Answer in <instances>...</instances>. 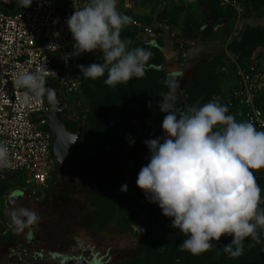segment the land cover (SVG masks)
<instances>
[{
  "label": "clouds",
  "instance_id": "obj_1",
  "mask_svg": "<svg viewBox=\"0 0 264 264\" xmlns=\"http://www.w3.org/2000/svg\"><path fill=\"white\" fill-rule=\"evenodd\" d=\"M22 3L29 7L31 0ZM118 5L119 0H85L66 19L74 41L66 57L102 53L103 63L77 67L85 79L96 80L107 73L104 83L110 87L143 77L152 55L145 48H130L121 38L134 21ZM16 82L25 89V104L42 96L57 102L56 90L47 87L39 73L21 71ZM159 108L165 113L163 136L144 141L148 163L138 173L137 187L171 220V227L187 237L179 250L199 255L212 250L213 241L230 236L222 251L239 258L245 241L250 246L259 244L264 234V207L260 206L264 198L254 175L264 170V131L251 122L237 121L227 105L214 100L184 111L165 102ZM133 144L129 138V146ZM11 166L9 147L0 141V169ZM121 191L127 192V183ZM39 221V213L29 208L10 213V226L17 234Z\"/></svg>",
  "mask_w": 264,
  "mask_h": 264
},
{
  "label": "trees",
  "instance_id": "obj_2",
  "mask_svg": "<svg viewBox=\"0 0 264 264\" xmlns=\"http://www.w3.org/2000/svg\"><path fill=\"white\" fill-rule=\"evenodd\" d=\"M235 1L240 3V14L231 6H221L219 0L201 1L205 22L195 25V29L182 30L184 39L199 38L204 41L215 35L213 30L216 26L223 25L216 35L227 39L222 53L201 66L193 82L184 89L187 109L197 101H200L199 106L213 101V97L220 93L219 79L224 75L221 68L227 63L225 49L237 55L239 63H244L250 59L257 46H264V28L250 27L247 22L240 31L229 35L238 18L251 20L264 17V0ZM0 10L4 9L0 7ZM127 15L132 17L130 13ZM139 19L147 24L145 19ZM154 32L156 33V29ZM121 38L129 42L130 48L141 47L152 53L145 75L115 87L104 83L107 73L105 77L96 80L83 79L80 93L87 99L88 108L75 122L63 119L71 132H75L80 125H83V132L88 126L91 127L95 133V155L112 166L108 173L96 166H88L85 170L87 180L98 185L93 190L94 225L102 229L111 223L124 232L131 231L134 225L141 226L144 237L138 243L139 257L120 264H264V234L261 235L259 244L251 242L250 246V241H245L244 254L236 259L222 251L223 245L231 242L230 236H222L219 242L213 241L212 250L193 255L179 250V244L187 237L171 227V220L162 215L158 205L150 203L141 190L138 204L129 199L126 192L121 191L125 183L128 185L136 182L142 158L148 162L149 150L137 134V126L149 125L151 110L155 109L168 90L167 74L164 68L159 70L164 63L160 40L140 42L135 40L134 33L130 31H122ZM77 59L78 65H88L81 57ZM75 70L79 71L77 66ZM230 70L234 71V67ZM228 99L227 95L226 102ZM256 105L264 112V92L257 98ZM129 138L134 141L132 146H129ZM81 147L82 143L75 149V155L82 156ZM125 151L128 152L126 158L121 155ZM57 167L60 165L56 162L55 170ZM255 177L264 198V175L262 173ZM6 190V185L0 183V196ZM113 190H119V193L110 195ZM260 206L264 207V203Z\"/></svg>",
  "mask_w": 264,
  "mask_h": 264
},
{
  "label": "built area",
  "instance_id": "obj_3",
  "mask_svg": "<svg viewBox=\"0 0 264 264\" xmlns=\"http://www.w3.org/2000/svg\"><path fill=\"white\" fill-rule=\"evenodd\" d=\"M84 3L85 0H32L29 7L0 10V141L7 143L12 160V166L0 169V173L20 174L23 190L33 196L47 188L56 165L47 119L51 102L42 96L29 104L23 103L25 89L17 84V74L21 71L41 74L58 97L80 93L85 78L75 70L77 57H66L74 44L66 19ZM219 3L233 7L239 14L242 11L235 0ZM118 7L124 14L130 13L134 21L123 31L134 33L135 40L140 42L154 41L157 33L134 13L136 1L119 0ZM57 32L59 37L54 35ZM224 52L226 66L234 67V71L230 70L229 99L225 103L229 114L264 131V112L256 105L264 92V73L252 57L239 63L237 55L226 49ZM102 55L97 52L80 57L90 65L103 63Z\"/></svg>",
  "mask_w": 264,
  "mask_h": 264
},
{
  "label": "rangeland",
  "instance_id": "obj_4",
  "mask_svg": "<svg viewBox=\"0 0 264 264\" xmlns=\"http://www.w3.org/2000/svg\"><path fill=\"white\" fill-rule=\"evenodd\" d=\"M11 1L15 10L26 7L22 3V0ZM120 1L122 2V0ZM134 1L139 2L138 5L144 8V13L150 12V16H144L146 23L156 29L159 37L167 35L175 41L177 37L175 33L176 29L179 32L183 29H195V25H202L205 22L204 13L200 8L202 6L201 1L203 0ZM246 22L250 27L264 28V17L251 20L238 18L233 26L232 33L229 35L240 31ZM222 27L223 25L214 28L213 32L215 35ZM216 37L218 39H215ZM216 37L213 40L217 45L212 46L209 43H205L194 46L193 49H191L193 46L189 44H184L182 41L181 44H178L175 41L174 50L175 52H179V60H181L185 53L188 54L190 50L194 53L192 55L197 57H195L197 60L190 62L184 70L188 77L186 82H192V79L196 77L198 69L202 65L213 61L221 54L220 49L224 48L227 39L221 36ZM212 38H208L207 40H212ZM251 57L264 73V46H257ZM228 73L231 75L230 71H226L224 74L225 78ZM226 84V80L223 78L219 79L220 91L224 95L227 89ZM60 100L66 105V113L63 118L66 120H74L75 122L78 116L88 108V101L81 93H78L76 96H61L59 97ZM148 127L150 131L155 130L159 132L157 137L163 136L161 126L152 123ZM136 131L141 136H144L143 128L141 129L140 126H137ZM148 139H152V137H148ZM80 143H82V156L73 154L69 167H57L55 174L51 177L48 183V186L51 188L50 198H47L49 192L40 191L36 196H33L29 191H24L20 174L0 173V183L7 187L6 192L0 196L1 258L9 255L16 258L18 254H21L25 250L43 251L44 253L55 250L68 256L80 252L78 244L81 245V249H86L84 252H87L88 255L91 253L95 256L97 262H94V264H120L134 257H139L137 251L138 243L144 237L141 226L134 225L131 231L124 232L116 228L114 224L112 227L106 226V228H102L101 230H98L94 225V209L92 205L95 195L93 190L97 189L98 185L87 180L85 170L88 166H96L102 172L108 173L112 169V166L107 161H101L103 159L95 155V133L91 127L88 126L82 132ZM127 154L128 152L125 151L121 155L126 158ZM92 159L93 161H91ZM147 163L142 158L140 169ZM90 164L93 165L91 166ZM262 173L264 175V171ZM262 173L255 176H259ZM16 191L23 193V197L21 196L15 202H7L9 195ZM139 192L140 189L137 187L136 182L127 185V197L135 201L136 204L139 203ZM117 193H119V190H113L110 192V195ZM19 207L29 208L38 212L40 221L38 225L31 226L25 229L23 233L17 234L10 226V213ZM142 219L144 220V218ZM75 245L78 251L71 252L73 248H76Z\"/></svg>",
  "mask_w": 264,
  "mask_h": 264
},
{
  "label": "water",
  "instance_id": "obj_5",
  "mask_svg": "<svg viewBox=\"0 0 264 264\" xmlns=\"http://www.w3.org/2000/svg\"><path fill=\"white\" fill-rule=\"evenodd\" d=\"M0 7L12 11L14 5L11 0H0ZM159 69H163L159 67ZM179 76L177 74H168L166 76V86L167 92L164 95L163 99L159 101L155 109L150 112V120L148 124L162 125L165 113H162L159 108L160 102H165L172 104L177 111L187 110V103L185 98L178 89ZM57 102L51 103V109L47 116L48 119V129L53 136L52 144V154L56 159L58 165L62 167H67L70 164L71 158L74 154L75 149L80 145L82 139L83 125H80L76 132L72 133L65 125L62 113L64 112L63 104L59 101L58 94ZM22 196L21 192H14L9 197V202L18 201ZM86 264L85 259L80 258H65L62 264ZM0 264H3L0 259ZM9 264H21V263H9ZM30 264V263H27ZM32 264H40L38 262Z\"/></svg>",
  "mask_w": 264,
  "mask_h": 264
},
{
  "label": "crops",
  "instance_id": "obj_6",
  "mask_svg": "<svg viewBox=\"0 0 264 264\" xmlns=\"http://www.w3.org/2000/svg\"><path fill=\"white\" fill-rule=\"evenodd\" d=\"M139 4V2L138 1H136V7H135V10H134V13H135V15L138 17V18H142V19H145V17L144 16H150V12L149 13H144L145 11H144V8H142L140 5H138ZM201 8V11L203 10V6H201L200 7ZM203 12V11H202ZM146 25H148V24H146ZM149 26V25H148ZM219 27V26H218ZM153 28V27H152ZM154 29V28H153ZM175 32V31H174ZM176 34H177V37H176V42L179 44H181V41H182V43H184V44H189L190 46H193V47H191V49H193L194 48V46H198V45H203V44H205V43H209L210 45H212V46H215V45H217L215 42H214V40L215 39H218V37H216V36H219V35H216V36H213V38H212V40H206V41H203V40H201V39H196V40H190V39H184L183 37H182V31L181 32H179L178 31V29H176V32H175ZM236 32H234L233 33V35L235 34ZM158 36L154 39V41L155 40H160V42H161V48H160V52H161V55H162V58H163V61H164V63H163V66H162V68H164V70H165V72H166V74L168 75V74H177L180 78H179V82H178V89H179V91L181 92V94L183 95V92H184V89L188 86V85H190L192 82H193V80H194V78L192 79V82H186L188 79V77H187V75H186V72H184V70L188 67V65L190 64V62H193V61H195V60H197L196 58V56H194V55H192V54H194V53H192V50H190L189 52H188V54L187 53H185L183 56H182V58H181V60H179V52L178 51H176L175 52V48H174V44H176L175 43V41H173L171 38H170V36H167V35H165V36H163V37H159V34H157ZM216 37V38H215ZM158 38V39H157ZM215 38V39H214ZM214 39V40H213ZM174 50V51H173ZM220 53H222V51H223V48H221L220 49ZM196 57V58H195ZM203 66V65H202ZM200 69V68H199ZM198 69V70H199ZM159 70H162V69H159ZM226 71H230V68L229 67H227L226 68V65H224L222 68H221V72H224V74H225V72ZM231 72V71H230ZM227 77L225 78V75H222L221 76V78H223L224 80H226L227 81V84H226V86H227V89H226V91H225V95L220 91V93L219 94H217V95H215L214 97H213V99H214V101H217V102H219L220 104H222V105H225V103H226V99H227V95H228V90H229V84L231 83V75H229V73H228V75H226ZM183 81H185L186 83H185V85L183 84ZM182 84V85H181ZM187 85V86H186ZM236 120L237 121H243L241 118H236ZM161 126V125H160ZM141 127V129L143 128V135L144 136H141L139 133H137V134H139L140 136H141V139H142V142L144 143V141L145 140H147L148 139V137H152V138H155V137H157L158 136V134H159V132H156L155 130L154 131H150V129H149V127H148V125L147 124H142V126H140ZM161 130H162V128H161ZM145 132V133H144ZM146 134V135H145ZM147 136V137H146ZM141 158H142V156H141ZM141 167V166H140ZM264 170H260V171H255L254 172V175H258L259 173H262ZM50 181V180H49ZM49 183V182H48ZM94 183V182H93ZM50 190H51V188L49 187V186H47V188L46 189H44V190H42V191H44L45 193H48V195H47V198L49 197V194H50ZM16 192H18V191H16ZM14 192H12L10 195H12ZM10 195H9V197H10ZM9 197H8V200H7V202L9 201ZM22 197H23V194H22ZM50 198V197H49ZM9 204V203H8ZM109 226H113V224H111L110 223V225ZM98 230H101V229H98ZM28 240V239H27Z\"/></svg>",
  "mask_w": 264,
  "mask_h": 264
},
{
  "label": "flooded vegetation",
  "instance_id": "obj_7",
  "mask_svg": "<svg viewBox=\"0 0 264 264\" xmlns=\"http://www.w3.org/2000/svg\"><path fill=\"white\" fill-rule=\"evenodd\" d=\"M183 84H185V81H183ZM183 97L185 98L184 93H183ZM60 102L63 104L64 112L62 113L61 116H62V118H64L65 113H66V105L61 100H60ZM199 103H200V101H197L192 107H199ZM192 107H190V108H192ZM72 133H74V132H72ZM68 167L69 166H67V168ZM78 247H80V252L78 254H70L68 256L61 253L60 251H55V250L47 251L46 253H44L43 251H32V250L26 251L25 250L21 254H18L16 256V258L12 257V255H9L5 258L0 257V259H1L3 264H9V263H21V264L30 263V264H32L35 262H38L40 264H62V262L65 260V258H74V257L80 258V259H85L86 264H94V262H97V259L95 258L94 255H92L91 253L88 255L87 252H84V251H86V249H81V245H79V244H78ZM73 251H78L77 246H76V248H73L71 252H73ZM88 251L90 252V250H88ZM80 264H82V263H80Z\"/></svg>",
  "mask_w": 264,
  "mask_h": 264
}]
</instances>
